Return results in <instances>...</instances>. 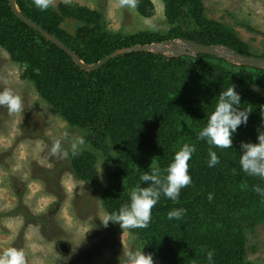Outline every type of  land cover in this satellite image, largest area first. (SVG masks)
Returning <instances> with one entry per match:
<instances>
[{
  "label": "trees",
  "instance_id": "1",
  "mask_svg": "<svg viewBox=\"0 0 264 264\" xmlns=\"http://www.w3.org/2000/svg\"><path fill=\"white\" fill-rule=\"evenodd\" d=\"M16 2L25 16L87 64L123 47L175 37L253 54L231 26L207 16L204 0H163L170 25L166 33L112 31L103 14L87 6L60 2L41 10L33 0ZM132 4L144 17L156 13L151 0H132ZM67 18L80 22L73 34L62 27ZM0 44L23 65L22 77L34 83L41 98L69 125L86 131L88 142L110 160L102 184L94 152L81 148L74 156L69 153L75 176L102 188V204L109 214L128 202L130 191L143 183L140 177L152 166L163 170L183 144L195 146L188 161L191 184L180 190L177 201L161 195L147 227L129 229L145 246V253L162 264H255L246 259L247 242L248 233L264 223V194L254 190V186L264 190V180L240 170L239 152L241 142H257L258 132L264 130V94L254 88V84L264 88V69L207 54L168 58L139 51L85 71L17 18L8 0H0ZM232 84L240 94V107L251 112L247 124L232 135L231 148L220 149L197 137L216 96ZM210 148L219 159L213 167L207 163ZM114 150L120 160L112 155ZM177 208L184 209L182 216L169 219L168 212Z\"/></svg>",
  "mask_w": 264,
  "mask_h": 264
},
{
  "label": "rangeland",
  "instance_id": "2",
  "mask_svg": "<svg viewBox=\"0 0 264 264\" xmlns=\"http://www.w3.org/2000/svg\"><path fill=\"white\" fill-rule=\"evenodd\" d=\"M151 1L156 7L152 17L138 13L132 0H50L49 4L57 7L64 2L99 10L112 31L166 33L170 25L164 2ZM204 5L209 18L231 26L249 45L250 56L264 57V0H204ZM79 25L73 18L62 23L71 34ZM174 39L183 38L166 40ZM179 47L192 53L181 43ZM217 47L223 57L210 56L241 65L227 53L233 47ZM171 50L163 47L165 53ZM23 69L0 44V91L11 90L22 102L19 112L10 113L7 106H0V252L8 247L22 249L26 264H118L123 248L141 246L137 236L118 223L102 225L109 215L102 204V188L77 178L71 171L70 155L53 156L50 147L60 140L70 153L71 142L82 135L85 143L79 149H89L97 156L102 184L107 181L110 160L88 142L86 131L69 125L41 98L34 83L22 77ZM254 88L264 94V88L257 84ZM112 155L121 158L116 150ZM152 257L154 264H162ZM246 259L264 264V223L248 233Z\"/></svg>",
  "mask_w": 264,
  "mask_h": 264
},
{
  "label": "clouds",
  "instance_id": "3",
  "mask_svg": "<svg viewBox=\"0 0 264 264\" xmlns=\"http://www.w3.org/2000/svg\"><path fill=\"white\" fill-rule=\"evenodd\" d=\"M33 2L36 7L44 10L49 7L50 0H33ZM216 97L215 106L208 112L206 124L199 131L197 139L206 141L210 146L229 149L232 145V135L238 126L247 124L251 111L240 107L241 97L233 84L220 91ZM0 106H7L10 113L19 112L22 110L21 98L14 95L11 90L0 91ZM261 112H264V106ZM256 141L255 143L241 142L239 167L248 176L264 180V130L258 132ZM84 143L83 136L77 135L70 145L73 156L78 153L80 146ZM50 152L53 156L59 155L62 159L69 156V151L62 148L60 140L51 144ZM194 152L195 146L185 143L174 153L173 159L165 169L161 170L158 166H152L140 177L144 186L141 184L132 188L128 202L122 204L118 211L106 216L101 221L102 225L107 227L109 222L118 223L122 230L147 227L151 219V210L161 195L177 201L180 190L191 184L188 161ZM208 156L210 157L207 162L208 167L219 163L216 152L211 148ZM254 190L264 194V190L259 186H254ZM183 213L184 209L177 208L169 211L167 215L169 219H179ZM144 248L145 246L123 248L122 254L118 257V264H154L152 254L145 253ZM212 256L213 253L209 252V261L212 260ZM0 264H26L25 253L22 249L8 247L0 252Z\"/></svg>",
  "mask_w": 264,
  "mask_h": 264
},
{
  "label": "water",
  "instance_id": "4",
  "mask_svg": "<svg viewBox=\"0 0 264 264\" xmlns=\"http://www.w3.org/2000/svg\"><path fill=\"white\" fill-rule=\"evenodd\" d=\"M8 2H9V5L12 11L17 16V18H19L21 21L26 23L28 26L39 31L47 40L56 44L59 48L65 51L68 55L72 57L76 65L85 71H94L100 68L101 66H103L106 62H108L112 58L120 54L139 52V51L157 53V54L164 55L168 58L180 56L181 54H191L192 56H197L199 54H208V55L223 57V55L218 50V47H217L218 45H204V44H200L195 41L183 38V39L165 40L159 43L138 44V45H132L128 47H123L105 56L97 63L87 64L73 50H71L63 41H61L55 35L50 34L46 30H44L41 26H39L37 23H35L33 20L25 16L23 12L20 10V8L18 7L16 0H8ZM180 43L184 46V48H188L192 53L188 52L187 50L184 51L181 47H179ZM164 46H170V48L172 49L171 50L172 52L169 54L165 53V51H163ZM227 53L231 56L233 55L241 65L264 68V57L245 55L233 49H231L230 52L228 50Z\"/></svg>",
  "mask_w": 264,
  "mask_h": 264
}]
</instances>
